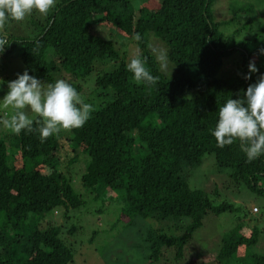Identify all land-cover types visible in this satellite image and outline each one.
Segmentation results:
<instances>
[{
    "label": "trees",
    "instance_id": "trees-1",
    "mask_svg": "<svg viewBox=\"0 0 264 264\" xmlns=\"http://www.w3.org/2000/svg\"><path fill=\"white\" fill-rule=\"evenodd\" d=\"M256 9L251 3L236 6L229 19L218 22L211 0H57L45 18L34 11L25 25L6 24L9 44L0 53V67L14 51L29 75L44 84L66 80L95 110L81 128L62 130L43 142L36 131L0 137V264L73 260L70 244L61 237L62 225L47 217L85 204L74 190L70 169L81 160L82 188L92 198L114 192L122 221L171 218L177 225L187 220L176 235L154 229L145 233L147 258L154 262L168 253L176 261L186 257L206 215L236 209L227 201L214 204L209 193L190 186L187 170L198 168L206 154L227 171L231 185L264 196V155L249 162L239 141L220 148L210 132L218 108L241 97L264 74L259 52L264 13ZM233 22L240 24L237 35L251 31V22L258 29L243 34L239 44L230 42L222 27ZM22 25L30 30L23 33ZM136 33L139 42L133 39ZM154 48L166 50V68ZM137 55L159 77L157 84L134 82L126 65ZM226 59L232 66L228 74ZM250 60L258 71L245 79ZM16 158L22 166H16ZM29 159L39 160L25 169L22 162ZM75 231L71 226L67 233ZM259 234L256 226L244 232L237 223L223 236L211 264H264L259 253L235 261L259 242Z\"/></svg>",
    "mask_w": 264,
    "mask_h": 264
},
{
    "label": "rangeland",
    "instance_id": "rangeland-1",
    "mask_svg": "<svg viewBox=\"0 0 264 264\" xmlns=\"http://www.w3.org/2000/svg\"><path fill=\"white\" fill-rule=\"evenodd\" d=\"M245 3H251L257 7V13H264V0H211L212 18L218 22L221 19H229L231 17L230 9ZM254 20L258 21V19ZM252 22L249 24L252 27L251 31L243 32L241 30L238 35L234 34V30L240 24L233 22L231 25L223 26L225 39L230 42L234 39L238 44L243 42L244 35H252L258 29V26H253ZM23 24L25 25V21ZM24 25H22L23 33H27L30 27L27 25L24 27ZM230 59L234 65L236 58ZM230 59L225 60L227 62L224 66L225 73H229L232 68ZM3 64L0 67V80L4 81L3 84H0V120L7 118L12 112V109L5 107L2 102L8 91L7 83L16 79L17 74L27 71L20 55L14 51ZM97 65L99 69H102L101 64ZM87 94V91L83 93L85 96ZM5 132L9 133L10 131L0 124V137ZM15 151L10 150V154H16ZM213 159L212 154H206L198 168H188L187 178L190 186L205 190L209 193L214 204L222 201L232 203L236 207L235 211L206 215L202 226L193 233L189 241L186 257L176 261L168 253L157 262L147 258L150 251L145 241V233L154 229L176 235L179 234V228L183 229L180 226L187 220L181 218L177 225L173 224L171 218L162 221L135 217L134 221L124 222L120 218L118 201L112 197L114 192L107 191L104 194L100 192L96 198H92V195L88 193V190H84L80 183L79 175L84 170L85 161L81 160L72 165L70 168L72 184L74 190L81 193L85 204L79 209L69 210L68 214L60 210L59 214L50 213L47 217L53 218L56 223L62 225L61 237L70 244L73 250V260L69 264H211L223 236L237 223L243 224L244 232L256 226L260 230V240L256 245L245 251L242 250L235 261H242L239 260L240 258L248 261V258L252 256L251 253L264 254V196L249 190L244 185L239 187L231 185L227 171L216 167ZM38 160H24L25 162L22 164L25 169H31ZM14 162L16 166H22L21 161L17 158ZM253 207L258 208V211L253 212ZM71 226H76L77 231L68 234L67 230Z\"/></svg>",
    "mask_w": 264,
    "mask_h": 264
},
{
    "label": "clouds",
    "instance_id": "clouds-1",
    "mask_svg": "<svg viewBox=\"0 0 264 264\" xmlns=\"http://www.w3.org/2000/svg\"><path fill=\"white\" fill-rule=\"evenodd\" d=\"M56 3L57 0H0V53L9 44L6 24L10 21H24L34 11L45 18L56 8ZM133 39L139 42L140 34H134ZM153 52L161 68H166V50L154 48ZM259 52L264 54V48ZM126 70L132 74L137 84L155 85L159 81V77L153 76L146 67V59L140 55L127 63ZM257 71L255 61L250 60L248 75L244 78L250 79L251 74ZM3 83L0 80V84ZM7 88L2 102L12 112L7 118L0 120V124L17 135L22 130L36 131L42 142L62 130L81 128L95 110L93 104L86 103L80 93L64 79L44 84L24 71L8 82ZM217 114V123L210 132L218 147L223 148L239 141L240 149L249 162L264 155V74L250 84L241 97L227 99L218 108Z\"/></svg>",
    "mask_w": 264,
    "mask_h": 264
},
{
    "label": "built area",
    "instance_id": "built-area-1",
    "mask_svg": "<svg viewBox=\"0 0 264 264\" xmlns=\"http://www.w3.org/2000/svg\"><path fill=\"white\" fill-rule=\"evenodd\" d=\"M252 211H253V212H257L256 207H253V208H252Z\"/></svg>",
    "mask_w": 264,
    "mask_h": 264
}]
</instances>
